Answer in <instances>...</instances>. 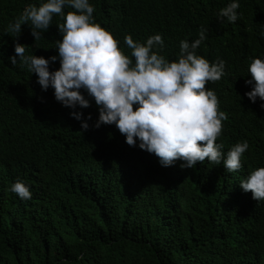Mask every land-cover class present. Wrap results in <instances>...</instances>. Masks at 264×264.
<instances>
[{"label": "trees", "instance_id": "trees-1", "mask_svg": "<svg viewBox=\"0 0 264 264\" xmlns=\"http://www.w3.org/2000/svg\"><path fill=\"white\" fill-rule=\"evenodd\" d=\"M44 2L0 0V264H264V201L240 187L264 167V102L245 95L251 59L264 60V0H238L235 23L218 16L233 0H89L94 21L129 56L126 35L145 44L162 35L159 54L171 62L181 40L191 43L207 29L197 55L226 62V75L207 85L228 116L217 143L225 157L235 144H249L234 173L207 160L163 167L115 125L95 128L99 109L83 89L91 106L75 111L92 119L82 129L52 88L43 91L35 73L9 59L17 42L9 23ZM62 22L54 16L38 42L22 25L26 55L58 56ZM59 67L57 59L50 71ZM18 179L31 199L10 191Z\"/></svg>", "mask_w": 264, "mask_h": 264}, {"label": "clouds", "instance_id": "clouds-1", "mask_svg": "<svg viewBox=\"0 0 264 264\" xmlns=\"http://www.w3.org/2000/svg\"><path fill=\"white\" fill-rule=\"evenodd\" d=\"M65 7L74 9L65 13ZM240 4L233 0L220 9L218 16L235 23ZM95 9L89 0H47L27 6L22 14L9 23L7 34L17 39L11 64L25 67L38 77L43 91L54 90L55 99L71 108L70 115L81 121V128L89 129L91 114L85 119L77 106L88 108L94 99L99 118L94 127L115 125L126 137V143L154 154L163 167H170L182 160L181 168H195L205 160L220 165L234 173L242 168V156L249 149L247 141L235 144L225 157L223 144L217 143L223 133V121L228 119L219 110V99L208 83H216L226 75V62L217 58L210 63L197 55V49L207 39L203 26L199 38L193 42L180 41L178 59L169 61L159 54L165 47L162 35L150 36L146 44L133 40L129 34L124 43L131 49V56L119 47V41L108 30L94 21ZM54 16L63 22L57 25L62 40H57L58 56L45 58L26 55V46L18 42L22 25H30L35 42L48 31ZM264 38V30L260 33ZM157 48L158 51H153ZM134 58V59H133ZM59 59L60 67L50 71V64ZM251 79L246 80L252 90L245 95L256 103L264 102V60L251 59L248 67ZM136 106V107H134ZM264 108V103H261ZM244 192H251L256 201H264V167L250 172L240 182ZM10 191L21 199H31L26 184L17 180Z\"/></svg>", "mask_w": 264, "mask_h": 264}]
</instances>
